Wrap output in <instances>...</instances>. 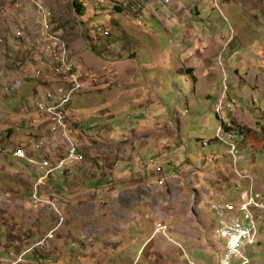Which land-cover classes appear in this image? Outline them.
<instances>
[{"label": "rangeland", "instance_id": "obj_1", "mask_svg": "<svg viewBox=\"0 0 264 264\" xmlns=\"http://www.w3.org/2000/svg\"><path fill=\"white\" fill-rule=\"evenodd\" d=\"M216 1L0 0V264H221L210 202L247 185L221 120L264 198V0Z\"/></svg>", "mask_w": 264, "mask_h": 264}, {"label": "built area", "instance_id": "obj_2", "mask_svg": "<svg viewBox=\"0 0 264 264\" xmlns=\"http://www.w3.org/2000/svg\"><path fill=\"white\" fill-rule=\"evenodd\" d=\"M214 4L220 9L219 3ZM57 69L59 68L57 67ZM71 84L72 88L66 93L65 104L69 102L70 93L82 87L76 76L75 82ZM219 98H221L219 111L223 116L226 115V110L227 108L230 109L231 104L230 102H225L224 94ZM57 107H48V109L53 111ZM60 110H65V107ZM68 120L69 117L58 120L60 129L66 130L67 136L68 132H72L68 131ZM217 130L218 137L213 138L224 143L229 148L228 155L232 158L235 170L247 181V185L236 184L237 190L233 193L235 194L234 199L222 196L221 198L219 197L217 202H210V209L215 216L214 234L225 242V249L220 262L221 264H250L251 258L246 254L245 249L248 245H254L256 239H258L260 220L264 221V198L260 191L254 189L257 179L249 171H242L239 165L237 157L241 152L240 142L243 136L238 133V126L234 125L233 132H225L223 131L221 120V126ZM222 134H229V141H222ZM44 145L45 142L42 140L36 144L35 148L39 149ZM20 155L26 157L25 151L21 150ZM82 159L83 153H81V150L76 149L72 146V142H69V147H67L64 155L55 157L52 153V157L46 159L45 164L48 167V175L54 170L64 172V169L69 165L73 167V164L75 165ZM238 196L239 198H237ZM241 197H248V204H241ZM235 260L239 263L235 262Z\"/></svg>", "mask_w": 264, "mask_h": 264}, {"label": "crops", "instance_id": "obj_3", "mask_svg": "<svg viewBox=\"0 0 264 264\" xmlns=\"http://www.w3.org/2000/svg\"><path fill=\"white\" fill-rule=\"evenodd\" d=\"M156 1V0H155ZM216 1V0H215ZM213 2H214V0H213ZM220 2L221 3H223L222 2V0H220ZM205 1H203L202 3H198V2H195L193 5L195 6V11H198V10H202L203 9V6L205 5ZM216 3H218V1H216ZM180 4V3H179ZM223 4H226V3H223ZM182 5L184 6V8H186L185 9V14L187 15L188 14V16L189 17H191L192 15H191V11H192V6L190 7V5H187V4H185V2L183 3L182 2ZM257 8V7H256ZM181 9V7L179 8V10ZM253 9V8H252ZM172 12L173 13H176V12H178V9H176V7L172 10ZM263 12H264V10H263ZM250 15V14H249ZM253 16H255V15H253ZM257 17V16H256ZM257 19V21L256 22H258V24L260 25V23H262L263 22V19H264V15H262L261 16V19L259 18V17H257L256 18ZM226 20H228V19H226ZM170 21H172V20H170ZM192 27V28H190V27ZM189 28H190V30H189ZM189 31H192L190 34H189ZM200 31L201 30H199V26H197V25H195V22H193V24H187V26L185 25L184 27H182V33H183V36L185 37H190L191 35L193 36V37H195V36H197V35H200L201 33H200ZM250 32H252V29H250ZM201 36V35H200ZM164 53H166V52H164ZM195 68H197V67H195ZM192 70V69H191ZM194 71V70H193ZM195 74H196V76H198V78H199V75H198V72H196V69H195ZM163 79H164V83H166L169 79L165 76H163L162 77ZM198 81H199V79H198ZM242 198V197H241Z\"/></svg>", "mask_w": 264, "mask_h": 264}, {"label": "bare ground", "instance_id": "obj_4", "mask_svg": "<svg viewBox=\"0 0 264 264\" xmlns=\"http://www.w3.org/2000/svg\"><path fill=\"white\" fill-rule=\"evenodd\" d=\"M60 67V66H59ZM75 75V74H74ZM75 81V80H74ZM80 84V83H79ZM80 89V88H79ZM60 100V99H59ZM54 106H56V105H54ZM220 107V106H219ZM52 112V111H51ZM54 113V112H53ZM55 116V115H54ZM57 120H60V118H65L64 117V115H63V113H62V110H60L59 112H58V116L57 117H55ZM234 122L232 121V119L230 118V119H228L226 122H225V127H226V131L228 130L229 132H233V127H234ZM69 130V129H68ZM240 132V131H239ZM63 133H65V132H63ZM228 136V135H227ZM71 140V142H72V146L73 147H75L76 149H79V146H78V144L76 143V142H74V140H72V138L70 139ZM205 144H207V142H205ZM241 200H242V202H241V204H248V197H242L241 198ZM217 201H218V199H217ZM258 243V239H256V243H254V244H257Z\"/></svg>", "mask_w": 264, "mask_h": 264}, {"label": "trees", "instance_id": "obj_5", "mask_svg": "<svg viewBox=\"0 0 264 264\" xmlns=\"http://www.w3.org/2000/svg\"><path fill=\"white\" fill-rule=\"evenodd\" d=\"M77 5V8L80 9V8H83V5L81 3H76ZM206 141V140H205ZM204 142V141H203ZM204 145V144H203ZM205 146V145H204Z\"/></svg>", "mask_w": 264, "mask_h": 264}, {"label": "clouds", "instance_id": "obj_6", "mask_svg": "<svg viewBox=\"0 0 264 264\" xmlns=\"http://www.w3.org/2000/svg\"><path fill=\"white\" fill-rule=\"evenodd\" d=\"M225 16V15H224ZM225 18H226V16H225ZM227 19V18H226Z\"/></svg>", "mask_w": 264, "mask_h": 264}]
</instances>
